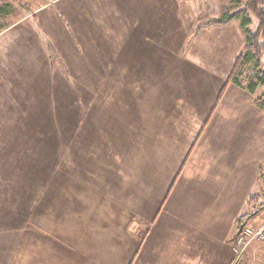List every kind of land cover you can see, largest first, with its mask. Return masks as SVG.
<instances>
[{"label": "crops", "instance_id": "obj_1", "mask_svg": "<svg viewBox=\"0 0 264 264\" xmlns=\"http://www.w3.org/2000/svg\"><path fill=\"white\" fill-rule=\"evenodd\" d=\"M170 8V0H80L77 7L73 6L72 0H0L2 78H8L6 74L14 72L10 79H21L20 75H25L26 71L17 58L41 57L43 52L58 48V45L51 47L48 41L62 40L69 46V42L75 40L74 33H79L76 26L80 25L82 33L87 32L89 15L117 18L109 22L113 26L112 33H106L103 41L115 42V66L119 61L122 63L120 55L123 53L128 61L130 78L141 68L144 77L149 63L151 70L154 69L153 49L158 40L171 36L168 30ZM165 15L166 26H163L161 17ZM78 18L80 22L74 26ZM234 23L202 29L193 35V43L185 53L174 52L169 46L166 50L164 41L160 42L162 51L172 54L174 61L167 71L162 66L159 81L153 83L151 75L150 82L144 80L139 84L131 79V84H124L130 95L126 96L129 101L124 113L120 110L123 136L120 138L124 147L120 150V161L114 163L113 189L119 193L113 197L119 209L121 196L128 190L126 204H129L130 216L137 215L138 227L131 230L130 224L116 220L114 235L108 231L110 226L100 223L83 225L84 230L79 231H94L100 235V240L104 237L106 250L124 251L128 257H124L123 264H230L233 260L235 220L246 209L249 195L254 194L252 190L262 189L264 184V178L263 184L259 182L260 176L264 175L261 173L264 165V105L259 107L254 102L255 96L228 84L213 109L237 54L235 41L237 32L238 36L241 34L239 24ZM234 26L235 31L228 32ZM38 31L46 38L44 48ZM12 39L18 41L16 46ZM230 39L231 48L226 49ZM98 40L102 41L101 38ZM214 40L223 43L213 46ZM201 42L209 45H200ZM194 46L197 49H192ZM240 50L241 47L238 52ZM5 57L9 58V64H4ZM221 68L223 71L217 73ZM212 73L220 75V78L212 79L216 84H204L207 78L211 79ZM199 80H202L201 84H198ZM153 84H160L171 95L150 108L143 105L139 109L137 103L144 104V98L146 103L158 97L156 93L149 94ZM195 84L200 88H195L191 96ZM133 94L139 98L138 102L133 103ZM158 107L159 111L155 110ZM145 115L149 117L145 120V135L140 136L141 140H135L141 132H138L139 128L133 131L134 123L142 121ZM187 117L190 123L186 121ZM157 118H161L160 123L153 125L151 121ZM128 142L140 158L135 161L132 157L124 166L121 157L124 158L123 154L127 152ZM115 144L116 140L114 147ZM253 221L256 225L262 220L255 218ZM106 232L109 237L103 235ZM86 236L80 240L85 241L78 244L80 249L69 248L72 264L76 258L90 256L96 239L92 237L88 243ZM71 240L69 237V246ZM258 254L263 255L260 246ZM257 263L264 264V259Z\"/></svg>", "mask_w": 264, "mask_h": 264}, {"label": "rangeland", "instance_id": "obj_2", "mask_svg": "<svg viewBox=\"0 0 264 264\" xmlns=\"http://www.w3.org/2000/svg\"><path fill=\"white\" fill-rule=\"evenodd\" d=\"M174 2L177 3L174 5ZM72 3L77 7L80 0H72ZM232 6V0H170L171 26L168 30L171 36L160 42L164 41L166 50L169 46L174 52L181 50L185 53L193 43V31L198 23L232 13L235 10ZM166 16L161 17L163 26H166ZM116 19L89 15L85 34L81 32L80 25L75 27L79 33L73 35L74 44L69 42L67 46V42L62 40L48 41L51 47L58 45V48L43 52L41 57L17 58L26 71L25 75H20L21 79H10L14 72L6 74L8 78H2L4 73L0 72V264H72L69 262V248L80 249L78 244L85 241L80 240L86 234L88 243L95 237L96 244L92 245L89 257L76 258L74 264H123L124 257H128L120 249L106 250V239L102 237L100 240L98 233L79 231L84 230L83 225L100 223L110 226L108 231L114 235L116 220L127 222L131 230L138 227L137 215L131 217L129 204H126L128 190L121 196L119 209L113 197L119 193L113 189L114 163L120 159V150L124 147L120 110L124 113L129 101L127 95H130L129 89L124 86L131 84V79L139 84H143L144 80L150 82L151 75L153 83L159 81L162 66L167 71L174 57L162 51L163 44L158 40L153 49L154 69L151 70L149 63L144 77L141 68L130 78L128 61L123 53L120 55L122 63L119 61L115 66V42L103 41L106 33H112L113 26L109 22ZM79 22L80 18L75 20L74 26ZM236 26L228 32L235 31ZM255 26L256 22L251 17L249 29L253 31ZM239 31L241 35L238 36L237 32L234 47L237 51L235 58L242 52H238L240 47H244V35ZM37 35L41 42L46 39L40 31ZM12 41L13 46L18 44L16 39ZM231 42L230 39L226 49L231 48ZM204 43L209 45L208 42H201L200 45ZM222 43L218 40H214L213 44L211 42L213 46ZM42 46L46 47L47 43L43 42ZM3 61L9 64L10 60L5 57ZM222 71L223 68L216 72ZM210 77L204 84H216L212 79L220 78V75L212 73ZM198 82L201 84L202 80ZM198 86L195 84L191 89V96L195 88H200ZM151 92L158 97L146 103L144 98V104L137 103L139 109L143 105L150 108L171 95L160 84H153L149 94ZM185 92L182 91L183 94ZM262 92L260 88L253 96L257 98ZM133 96V103L138 102L136 94ZM148 118L145 115L142 121L134 123L133 131L139 128L138 132H141L135 140H141L140 136L145 135V120ZM160 121L161 118H157L151 122L154 125ZM186 121L190 123L189 117ZM133 148L128 142L127 152L123 154L124 158L121 157L124 166L132 157L135 161L139 160L140 154L134 153ZM261 173H264V165ZM260 177L259 182L263 184L264 175ZM252 193L248 199L255 198L254 204L248 205L247 199L246 209L239 217L253 215L243 226L252 225L255 218L264 221V184L262 189L256 187ZM237 230L238 226L234 223L232 233L235 235ZM124 233L122 242L126 249ZM127 235L129 238L130 233ZM69 237H72L70 246ZM259 246L262 256L258 254ZM262 250L264 244H252L236 262L233 254L230 264H259L257 261L264 259Z\"/></svg>", "mask_w": 264, "mask_h": 264}, {"label": "trees", "instance_id": "obj_3", "mask_svg": "<svg viewBox=\"0 0 264 264\" xmlns=\"http://www.w3.org/2000/svg\"><path fill=\"white\" fill-rule=\"evenodd\" d=\"M234 12L225 14L219 18H209L198 23L193 35H197L207 27H225L236 21L244 35V47L242 52L234 59L230 73L225 84L221 88L213 109L217 106L225 88L233 84L254 95L258 89H263L262 94L255 98V104L263 107L264 103V0H232ZM251 17L256 22L255 29L251 31ZM36 151V150H34ZM30 155H28L29 157ZM33 166V164H32ZM30 167V169L32 168ZM255 198L248 199V205H252ZM252 208V207H251ZM261 209V208H260ZM263 209V208H262ZM253 214L243 215L235 220L238 229L249 222Z\"/></svg>", "mask_w": 264, "mask_h": 264}, {"label": "built area", "instance_id": "obj_4", "mask_svg": "<svg viewBox=\"0 0 264 264\" xmlns=\"http://www.w3.org/2000/svg\"><path fill=\"white\" fill-rule=\"evenodd\" d=\"M233 245L234 262L252 244H264V221L256 225H246L239 228L235 234Z\"/></svg>", "mask_w": 264, "mask_h": 264}]
</instances>
